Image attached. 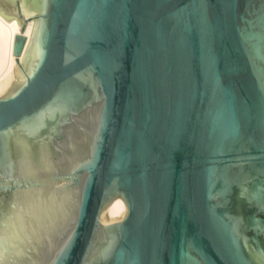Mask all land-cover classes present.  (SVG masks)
<instances>
[{"label": "water", "instance_id": "95a60500", "mask_svg": "<svg viewBox=\"0 0 264 264\" xmlns=\"http://www.w3.org/2000/svg\"><path fill=\"white\" fill-rule=\"evenodd\" d=\"M6 1L0 264H264V0Z\"/></svg>", "mask_w": 264, "mask_h": 264}, {"label": "bare ground", "instance_id": "6f19581e", "mask_svg": "<svg viewBox=\"0 0 264 264\" xmlns=\"http://www.w3.org/2000/svg\"><path fill=\"white\" fill-rule=\"evenodd\" d=\"M6 1V0H5ZM23 10L26 16H34L37 13H28L25 5ZM8 13V12H7ZM35 21H30L25 31L28 38L27 45L21 61L23 62ZM21 31V23L15 18H8L0 12V97L10 88L13 81H18L14 76V67H17L16 56L13 53L14 38ZM127 213V205L122 198H117L102 213L101 219L105 224L121 221Z\"/></svg>", "mask_w": 264, "mask_h": 264}, {"label": "rangeland", "instance_id": "374dc122", "mask_svg": "<svg viewBox=\"0 0 264 264\" xmlns=\"http://www.w3.org/2000/svg\"><path fill=\"white\" fill-rule=\"evenodd\" d=\"M0 6H1L6 12H8L9 14H10V10H11V9H14V8L12 7V5H11L10 3H8L7 1H5V0H0ZM7 7H9V9H8Z\"/></svg>", "mask_w": 264, "mask_h": 264}]
</instances>
